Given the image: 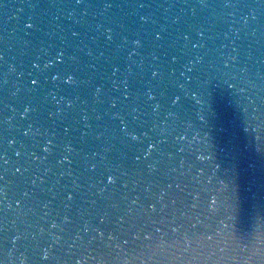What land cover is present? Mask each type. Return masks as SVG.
I'll return each instance as SVG.
<instances>
[{"label":"water","instance_id":"95a60500","mask_svg":"<svg viewBox=\"0 0 264 264\" xmlns=\"http://www.w3.org/2000/svg\"><path fill=\"white\" fill-rule=\"evenodd\" d=\"M0 264H264V0H0Z\"/></svg>","mask_w":264,"mask_h":264}]
</instances>
